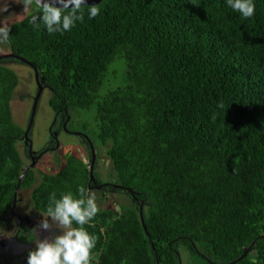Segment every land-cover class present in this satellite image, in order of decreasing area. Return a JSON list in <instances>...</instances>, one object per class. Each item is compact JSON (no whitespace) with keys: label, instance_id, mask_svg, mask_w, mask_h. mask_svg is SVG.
Here are the masks:
<instances>
[{"label":"trees","instance_id":"16d2710c","mask_svg":"<svg viewBox=\"0 0 264 264\" xmlns=\"http://www.w3.org/2000/svg\"><path fill=\"white\" fill-rule=\"evenodd\" d=\"M254 3L243 19L226 0H102L63 33L30 24L34 7L9 25L10 51L45 79L55 122L78 124L90 159L92 146L106 150L113 178L95 179L130 199L84 225L90 264H180L181 247L204 264H264V0ZM18 84L0 63V217L19 191L41 214L52 193L93 185L75 153L44 175L40 160L26 164Z\"/></svg>","mask_w":264,"mask_h":264},{"label":"rangeland","instance_id":"374dc122","mask_svg":"<svg viewBox=\"0 0 264 264\" xmlns=\"http://www.w3.org/2000/svg\"><path fill=\"white\" fill-rule=\"evenodd\" d=\"M5 0H0V6H3ZM23 4H18L11 2L9 5L8 12L0 14V21L3 24L11 25L12 23L19 22L28 13L23 12ZM33 11V8L29 10V12ZM2 26V24H0ZM10 46L8 43L0 44V52H10ZM1 63H4L8 67L16 70L19 76V84L15 89L14 96L12 99V111L15 122L23 127L25 132L28 131L29 140H31L32 149L34 151L42 152L40 156L41 159L39 164L35 167L37 175L42 171V175L47 173H52L57 171L62 162L64 161V157L75 153L81 156L85 161H91L90 153L88 152V148L85 144L83 137L77 134L76 131H80V127H78L77 123L71 125L69 127H73L74 131H68L66 128L58 130L57 140L58 146L56 149H48V146L53 145L52 139V131L51 126L53 125L57 114L49 105V99L51 97V91L49 89H45L42 92L39 101L35 106V100L37 94L39 92V86L37 80L35 79L34 69L32 66L23 62L21 60L10 61L4 60ZM44 85V84H43ZM42 85V86H43ZM35 109V114L33 120L31 121L32 113ZM72 129V128H71ZM56 140V142H57ZM28 144L25 139H21L18 143V148L22 153L23 159H25L26 164L30 162V155L28 151ZM97 159L95 160L94 165V173L97 176H100L103 180H110L111 173L113 171L111 160L107 157L106 150L102 148H96ZM100 154V155H98ZM61 162H59V161ZM42 177V176H41ZM40 177V179H41ZM107 182V181H104ZM91 187L90 195H94L96 198V203L98 208L103 209L107 207H114L115 209H120L123 204H130V199L126 192L122 189H117L114 191L111 189H99ZM18 197L24 200H21L23 203V207L26 208L30 199V190L29 191H19ZM27 200V202H25ZM31 208V207H30ZM32 213L34 211L31 209ZM43 219L42 213L40 216H37L35 220V230L36 234L40 239L51 238L54 234H59V229H54L53 232H46L38 228V224ZM51 220V218H49ZM10 231H7L8 234L14 233V228H17L16 223L9 224ZM38 240V241H39ZM1 241V240H0ZM8 242V241H1ZM0 248H4V243L1 244ZM5 249V248H4ZM3 249V250H4ZM6 256L0 252V264H26L24 251L20 254L16 252H10L7 249ZM180 256L181 262L180 264H204V261L201 259L191 255L187 250L184 251L183 247L180 248Z\"/></svg>","mask_w":264,"mask_h":264},{"label":"clouds","instance_id":"9594fccd","mask_svg":"<svg viewBox=\"0 0 264 264\" xmlns=\"http://www.w3.org/2000/svg\"><path fill=\"white\" fill-rule=\"evenodd\" d=\"M11 2L23 4L24 13H29L34 7L38 14H31L29 23L36 27L42 23L50 34L69 31L77 21L83 22V6L87 3L86 0H5L3 6H0V14L8 12ZM226 3L243 19L255 14L254 0H226ZM87 11L91 19L99 14L100 9L93 5ZM0 24V44H6L9 42L11 27L2 21ZM98 212L95 196L89 195L83 186L78 189V198L71 192L62 194L60 198L52 193L38 228L48 232L59 229L60 232L51 238L37 241L35 249L28 254L27 264H90L91 250L95 247L96 239L86 231L84 225ZM12 242L18 243L13 240L7 244Z\"/></svg>","mask_w":264,"mask_h":264},{"label":"flooded vegetation","instance_id":"af4514ba","mask_svg":"<svg viewBox=\"0 0 264 264\" xmlns=\"http://www.w3.org/2000/svg\"><path fill=\"white\" fill-rule=\"evenodd\" d=\"M9 54H12L13 56H8ZM3 55H7V56L6 57L4 56L3 59H1V62L4 60H10V61L19 60V58L17 57L19 55H16L11 51L9 53H6V52L1 53L0 52V56H3ZM43 91H45V88H43L42 92ZM40 97H39V99H40ZM39 99H38V101H39ZM69 119H70V117L66 120V122L64 121V123H62V124H61L60 120H58V124L54 121L55 123H53V125L51 126V131H52V136H53V139H52L53 145L48 146V149H56L57 148L58 140H57L56 136H57L58 130L64 129L65 125H67L69 123V121H70ZM55 124H57V125H55ZM56 140H57V142H56ZM26 143L28 144L27 146H28V151H29L31 162H33V161L36 162V161L40 160L42 157V156H40V155H42L41 154L42 152L41 151L40 152L34 151L32 149L31 140H27ZM96 159H97V153H96ZM107 186H108L107 182L98 183L97 180H95V182H93V185L90 186V189H91V187H94L96 189L99 188V189L103 190V189H107L106 188ZM111 190H113V189H111ZM115 190L116 189H114V191ZM21 200H24V199H21V198H19L17 200L15 199L13 206H12V209H10V211L8 213H6L3 217H1V220H0V240L1 241L6 240L8 242L16 240V241H18V243H23V244H27V245L31 246L30 249H28L24 253V256H25L24 263L27 264V257H28L29 252L35 249L36 242L39 240L34 227H35V220H36L37 216H40V214H37V212L34 210H33L34 213H32L29 205H28V207L24 208L22 206L23 203H21ZM10 223H16L17 228H14V229H16V230H14V233L12 232L11 234H8L7 231H10V227H9ZM46 232H48V231H46ZM8 242H1V244L2 243L7 244ZM3 249L0 248V252L5 255L7 253V251L5 249L4 250Z\"/></svg>","mask_w":264,"mask_h":264},{"label":"water","instance_id":"95a60500","mask_svg":"<svg viewBox=\"0 0 264 264\" xmlns=\"http://www.w3.org/2000/svg\"><path fill=\"white\" fill-rule=\"evenodd\" d=\"M102 0H86V4L85 5H97L98 3H100ZM6 57L7 55H3L0 56V63H1V59H3V57ZM8 56H13L12 54H9ZM19 58V60L26 62L27 64H29L30 66H32V68L34 69V74H35V78L37 80L38 86H39V92L37 94L36 100H35V106L37 104V101L39 99V97L42 94V90L44 88V86H42L44 84L45 79L40 75L37 67L30 61L26 60L25 58L21 57V56H17ZM35 114V109L32 113V117H31V121L33 120ZM66 128V125H65ZM67 129V128H66ZM88 140L90 141L89 137L87 135H85ZM24 139L25 141L29 140V136H28V131L25 132L24 134ZM91 143V141H90ZM32 147V146H31ZM92 153H93V157H92V162L90 165V181L95 182V175H94V165H95V159H96V153H95V149L94 146H92ZM33 164H31L30 166H27L23 172V174L21 175L20 179H19V185L21 183L22 178L24 177V175L26 174V172L30 169V167H32ZM142 212V211H141ZM142 214V213H141ZM145 226V225H144ZM16 241V240H15ZM5 249H7L10 252H16L18 254L22 253L23 251H25L26 249H30L31 246L27 245V244H23V243H16V242H12L11 244H6L4 245Z\"/></svg>","mask_w":264,"mask_h":264}]
</instances>
